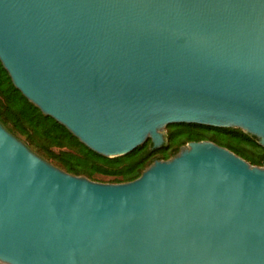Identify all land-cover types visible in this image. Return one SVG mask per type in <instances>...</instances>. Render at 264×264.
<instances>
[{
	"label": "water",
	"instance_id": "water-1",
	"mask_svg": "<svg viewBox=\"0 0 264 264\" xmlns=\"http://www.w3.org/2000/svg\"><path fill=\"white\" fill-rule=\"evenodd\" d=\"M15 87L94 152L167 127L264 147V0H0ZM0 264H264V166L191 142L142 176H74L0 123Z\"/></svg>",
	"mask_w": 264,
	"mask_h": 264
},
{
	"label": "trees",
	"instance_id": "trees-1",
	"mask_svg": "<svg viewBox=\"0 0 264 264\" xmlns=\"http://www.w3.org/2000/svg\"><path fill=\"white\" fill-rule=\"evenodd\" d=\"M0 123L36 154L59 169L92 181L123 184L139 179L157 160H169L191 142L211 141L229 149L253 166H264V147L241 129L214 128L194 124L167 127V142L153 148L151 140L132 153L104 157L83 144L65 126L31 103L18 90L0 61Z\"/></svg>",
	"mask_w": 264,
	"mask_h": 264
},
{
	"label": "rangeland",
	"instance_id": "rangeland-1",
	"mask_svg": "<svg viewBox=\"0 0 264 264\" xmlns=\"http://www.w3.org/2000/svg\"><path fill=\"white\" fill-rule=\"evenodd\" d=\"M166 134H167V131H166ZM98 180H99V181H102V182H104V183L107 181L105 178H101V177H98Z\"/></svg>",
	"mask_w": 264,
	"mask_h": 264
}]
</instances>
